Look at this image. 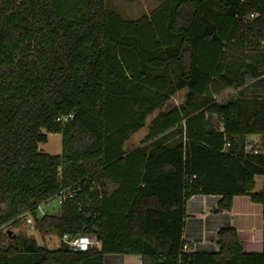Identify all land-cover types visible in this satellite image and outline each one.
I'll return each instance as SVG.
<instances>
[{
  "label": "trees",
  "instance_id": "16d2710c",
  "mask_svg": "<svg viewBox=\"0 0 264 264\" xmlns=\"http://www.w3.org/2000/svg\"><path fill=\"white\" fill-rule=\"evenodd\" d=\"M186 88L184 102L166 109ZM228 88L264 92V0H165L137 20L106 0H0V230L31 216L34 230L61 241L0 242V264H105L111 254L264 264V249L245 253L232 226L217 232L216 252L183 250L197 194L221 196L218 210L250 197L263 206L264 235V179L254 192L264 178V107L244 121L240 101L216 98ZM48 133L62 135L60 154L40 151ZM259 135L260 152L247 154ZM68 188L74 196L39 213ZM66 234L100 245L65 248Z\"/></svg>",
  "mask_w": 264,
  "mask_h": 264
},
{
  "label": "crops",
  "instance_id": "0c3cea01",
  "mask_svg": "<svg viewBox=\"0 0 264 264\" xmlns=\"http://www.w3.org/2000/svg\"><path fill=\"white\" fill-rule=\"evenodd\" d=\"M188 89L175 93L170 100L179 95L185 99ZM163 109L150 115L145 126L134 133L125 143L124 150L130 151L139 147L149 134L151 122ZM53 134V133H48ZM173 138V140H175ZM40 148V144H39ZM263 177V176H262ZM264 179V178H263ZM263 188V187H262ZM219 195H193L187 202V217L183 238L188 245L185 251L216 252V234L221 228L235 227L242 241L245 253L260 254L264 249L263 206L251 201L248 196L234 197L231 210H218ZM105 264H144L142 257L137 255L111 254L105 258Z\"/></svg>",
  "mask_w": 264,
  "mask_h": 264
},
{
  "label": "rangeland",
  "instance_id": "374dc122",
  "mask_svg": "<svg viewBox=\"0 0 264 264\" xmlns=\"http://www.w3.org/2000/svg\"><path fill=\"white\" fill-rule=\"evenodd\" d=\"M165 0H106V8L110 11L117 12L124 19L137 20L143 16L149 15L158 8ZM216 98L221 102L230 100H238L241 103V111L243 112V120L245 121L254 110L264 107V92L260 91H244L228 88ZM184 100H181L179 95H176L168 102L166 109L174 106H179ZM177 138V137H176ZM176 140V139H175ZM251 142L257 144L261 142V135L250 138ZM40 151L48 154H60L62 152V135L53 133L48 135V141L40 144ZM263 177L256 176V186L254 192L262 190ZM58 197L41 205L40 214L53 212L59 208ZM8 230L12 231L11 237L8 236ZM35 238L38 244L44 248L55 249L60 246L61 241L55 235L43 236L39 231H30L26 224V217L17 219V222L10 221L6 223L0 230V242L3 247H8L12 244L22 242L24 239Z\"/></svg>",
  "mask_w": 264,
  "mask_h": 264
},
{
  "label": "built area",
  "instance_id": "2783aa9c",
  "mask_svg": "<svg viewBox=\"0 0 264 264\" xmlns=\"http://www.w3.org/2000/svg\"><path fill=\"white\" fill-rule=\"evenodd\" d=\"M253 17V14H252ZM74 119V114H68V115H60L59 117H57V121L65 124L71 120ZM254 137V136H251ZM249 140L246 142V144L244 145V150L247 154H258L259 151V144H257L256 142H251L250 138ZM229 143H227L226 148L229 147ZM76 192L72 191L71 189H65L63 190L60 195L56 196L58 197V202L59 205L66 200V198L72 197L74 196ZM55 198V197H54ZM53 199V198H52ZM41 207V206H40ZM26 224L29 228L30 231H35V225H34V220L32 219L31 216H27L26 218ZM63 242L68 245L69 247L75 249V250H88L92 247L95 246H99L100 245V241L94 236V235H81V236H75V237H70L69 235H64L63 237ZM188 249V245L184 244L183 246V250H187Z\"/></svg>",
  "mask_w": 264,
  "mask_h": 264
},
{
  "label": "water",
  "instance_id": "95a60500",
  "mask_svg": "<svg viewBox=\"0 0 264 264\" xmlns=\"http://www.w3.org/2000/svg\"><path fill=\"white\" fill-rule=\"evenodd\" d=\"M7 234H8L9 236H11V235H12V231H11V230H8ZM65 248H68V245H65Z\"/></svg>",
  "mask_w": 264,
  "mask_h": 264
}]
</instances>
